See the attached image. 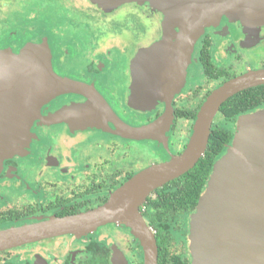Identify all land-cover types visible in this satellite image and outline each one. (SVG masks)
<instances>
[{"label": "flooded vegetation", "instance_id": "obj_1", "mask_svg": "<svg viewBox=\"0 0 264 264\" xmlns=\"http://www.w3.org/2000/svg\"><path fill=\"white\" fill-rule=\"evenodd\" d=\"M164 39L162 15L148 4L106 11L90 0H0V51L19 54L30 44L44 46L53 71L81 83L95 98L60 94L40 107L23 140H0V231L101 206L141 170L184 151L198 110L215 89L264 67V24L223 15L204 29L182 62L177 92L148 99L145 82L168 76L158 70L147 75L143 61L146 50ZM261 109L228 118L219 108L210 134L221 129L231 138L213 165L232 143L238 118ZM166 111L168 123L160 133H127L154 124ZM180 124L188 131L179 132ZM186 173L138 206L156 240L157 264H192L190 219L206 182L193 208L182 204L188 196L174 193ZM0 264H144V252L125 223L110 222L0 250Z\"/></svg>", "mask_w": 264, "mask_h": 264}, {"label": "water", "instance_id": "obj_2", "mask_svg": "<svg viewBox=\"0 0 264 264\" xmlns=\"http://www.w3.org/2000/svg\"><path fill=\"white\" fill-rule=\"evenodd\" d=\"M111 11L127 3H147L162 15L165 42L146 50L147 75L158 70L168 80L145 82V98L177 92L183 61L204 29L221 16L243 24H264V0H90ZM174 28L178 29L173 34ZM175 38L171 43L170 40ZM162 84L153 89V85ZM264 85V67L238 75L215 89L202 104L184 151L151 165L116 189L95 209L73 216L0 231V250L66 233L82 234L110 222L125 223L143 247L144 264H157L154 235L138 212L149 193L178 178L203 156L214 115L236 93ZM94 96L84 85L57 75L44 46L27 45L19 54L0 51V140L24 139L40 107L64 93ZM169 104L167 106V111ZM154 124L130 128L132 137L160 133L167 112ZM192 264H264V109L240 116L232 143L214 163L190 219Z\"/></svg>", "mask_w": 264, "mask_h": 264}, {"label": "trees", "instance_id": "obj_3", "mask_svg": "<svg viewBox=\"0 0 264 264\" xmlns=\"http://www.w3.org/2000/svg\"><path fill=\"white\" fill-rule=\"evenodd\" d=\"M264 105V85L251 88L245 93L233 95L220 107V111L228 118H234L238 114L257 109ZM228 135L221 129L214 130L208 139L204 155L197 161L195 166L182 178L184 182L179 185L178 191L174 193L175 198L188 196V201L182 204H190L193 208L208 178L214 160L223 153L224 144L230 141Z\"/></svg>", "mask_w": 264, "mask_h": 264}, {"label": "rangeland", "instance_id": "obj_4", "mask_svg": "<svg viewBox=\"0 0 264 264\" xmlns=\"http://www.w3.org/2000/svg\"><path fill=\"white\" fill-rule=\"evenodd\" d=\"M128 3H134V2H127V3H124V4H128ZM143 4H147V3H143ZM123 5V4H122ZM121 6V5H120ZM119 7V6H118ZM117 8V7H116ZM178 131L179 132H185V131H188V130H186V128H185V125H181L180 124V126H179V128H178Z\"/></svg>", "mask_w": 264, "mask_h": 264}]
</instances>
